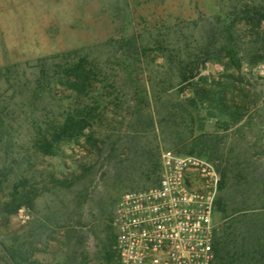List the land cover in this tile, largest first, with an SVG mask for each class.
Segmentation results:
<instances>
[{
  "label": "rangeland",
  "instance_id": "374dc122",
  "mask_svg": "<svg viewBox=\"0 0 264 264\" xmlns=\"http://www.w3.org/2000/svg\"><path fill=\"white\" fill-rule=\"evenodd\" d=\"M236 5L241 63L199 58L218 38L216 23L233 22L226 14ZM253 5L264 12V0H0V114L6 107L3 131L14 126L0 135V168L5 154L30 156L13 170L35 189L2 236L31 242L32 264H117V201L126 191L156 185L162 154L172 152L215 165L222 178L217 238L227 228L229 241L238 237L231 251L250 249L257 231L242 246L253 219L243 216L264 206V53L260 64L247 63L264 48V20L252 27ZM130 40L146 51L139 82L127 75ZM49 58L47 65L57 67L44 74L41 61L34 67ZM179 60L194 71L179 77L172 69ZM76 71L91 83L81 93L69 85ZM17 72L23 75L8 87L4 74L17 78ZM154 82L161 84L155 94ZM225 82L249 96V113L239 122L207 97ZM145 96L149 107L141 102ZM48 129H65L62 157L37 151ZM52 176L66 183L53 185ZM6 194L0 191V205Z\"/></svg>",
  "mask_w": 264,
  "mask_h": 264
},
{
  "label": "built area",
  "instance_id": "2783aa9c",
  "mask_svg": "<svg viewBox=\"0 0 264 264\" xmlns=\"http://www.w3.org/2000/svg\"><path fill=\"white\" fill-rule=\"evenodd\" d=\"M221 181L204 156L162 154L158 183L126 191L117 201V264H214Z\"/></svg>",
  "mask_w": 264,
  "mask_h": 264
},
{
  "label": "trees",
  "instance_id": "16d2710c",
  "mask_svg": "<svg viewBox=\"0 0 264 264\" xmlns=\"http://www.w3.org/2000/svg\"><path fill=\"white\" fill-rule=\"evenodd\" d=\"M240 6L236 5L230 13L226 14V16H228L227 18H234L233 22L227 23L228 21H224L222 25L216 23V27H213V32L214 35H216L218 38L215 40V43L211 48L207 49L206 51H203L201 49L199 50V58L201 57V55L204 56L205 59L214 58V60H220L222 58L229 57L230 60L238 62L239 64L241 63V60H243V55L240 58L237 57L238 50L241 49L240 34L239 29L236 28L235 23V21L239 22L241 19L240 14L242 13V11L240 10ZM262 11L263 10H261L258 5H253V15L250 16L249 21L252 23V27L255 29H258L260 22L264 20V12ZM215 20L216 22H218L219 20H221V18L217 17ZM216 46L219 47L216 49ZM126 51V58L128 61L127 75L129 76V78H132L131 80L139 82V76L146 71L145 48L141 43L130 40L128 42V47H126ZM260 53H264V48L257 49L256 52H254V54L247 60L249 66L253 67L260 64L261 56H258L260 55ZM49 60H51V58L41 59L34 67H37L38 63L41 61L40 67L42 74H44V70L48 69L49 67H57V64H52V66L51 64L50 66L47 65V63H49ZM177 63V66L173 67L172 69L173 71L178 73L179 77H183L186 73H188V70L194 71L195 69H190V63L186 60H179ZM83 65H81L80 68H83ZM8 67L9 66H6L4 70H8ZM22 75L23 72L22 74L21 72H17V78H15L4 74L7 80L6 82L8 84V87L13 86L16 79L21 78ZM229 78L231 77L229 76ZM69 85L72 89H75L79 93L91 87V83L89 82L86 74L83 71H76L74 74V81L69 82ZM150 88L152 89V92H154V94L155 92L158 93V91L161 89V84L156 82L151 83ZM202 90V92L205 93V90ZM213 91L215 92L206 91L208 92V98L212 95V98H209V100H211L216 108H218L223 114L230 117L235 122L241 121V119H243V117H245L249 113V96L238 86L234 85L233 83L225 82L218 85V88ZM141 102L148 107L152 103V101L146 99V96L143 97V100ZM5 110H7L6 107L2 109V112L0 114L1 129L4 125L3 113H5ZM11 130H14L13 125H11L10 128L4 129V131L2 129L0 135L2 136L5 134H11ZM65 133V129H63V131L59 134H57L56 131L51 134L48 129L45 134L41 136L42 134L39 130V136H41V140L37 141L36 143L37 151L41 153L42 156H48L52 158L62 157ZM31 160L32 158L30 156L21 157L19 154H5V158L2 159L4 165L0 168V191H5L7 189V199L5 203H2L0 205V264H32L31 257L33 250L31 242L27 240L24 241V243H21L14 236L9 238L8 235L2 236L1 234L2 230H6L9 228L10 217L15 215L22 206L21 200L23 199V197H25V195H28L29 193L32 194L33 192H35L34 186L33 184H31L30 180L26 177L22 181H19L17 174H15L13 170L14 166L21 165L22 162L29 163L31 162ZM51 178V183L53 185L58 184L62 186L66 183V180L60 179L57 176H52ZM5 183L7 185L6 188H4ZM216 204H218V201L216 202ZM261 208V213L254 214L252 212L251 215L243 216L244 219L247 218V216L253 217V219L247 222L246 226L244 227L245 233L244 235H242V246L245 245L246 239L251 241L249 237L251 231H257L256 235L253 237V244L249 245L251 246L250 249H241V251H238V249H236L231 251L229 249V245L231 243L236 244L235 238H238L237 235H234L232 240L229 241L230 234L227 233V228H224V231L222 229L223 234L220 239L217 238V231H215V264H232L238 262H240V264H264V206ZM223 213L225 214V217L228 216L225 209L223 210ZM223 236H225V240H223Z\"/></svg>",
  "mask_w": 264,
  "mask_h": 264
}]
</instances>
